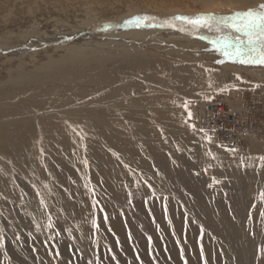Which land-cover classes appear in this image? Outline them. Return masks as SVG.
Listing matches in <instances>:
<instances>
[{"label": "bare ground", "instance_id": "obj_1", "mask_svg": "<svg viewBox=\"0 0 264 264\" xmlns=\"http://www.w3.org/2000/svg\"><path fill=\"white\" fill-rule=\"evenodd\" d=\"M215 1L0 0V62L10 69L11 66L19 67L17 76L10 80H4L0 71V117H15L20 113L30 115L23 121L0 125V148L7 160L10 159L7 151L15 150L22 161L20 172L40 185L28 203L34 217L47 224L48 214L44 205L55 201L57 206L53 210L57 221L82 250L89 251L90 248L88 227L92 221L93 204L90 189L97 179V174L90 169L89 154L97 158L98 170L110 178L115 190L121 191L124 181H138V169H145L151 178H158L164 184L170 181L169 174L176 162L183 166L189 164L178 150L188 144V137L199 145L201 136L206 135L227 148L219 141L220 136L211 135L203 126L205 119L211 117V107L223 97L206 103L201 99L198 115L193 120L198 130L187 133L180 127L183 112L178 105L179 98L173 93L187 94L192 86L207 87V84L210 87L205 90L212 89L214 85L222 88L225 83L235 82L231 72L226 69L212 73L198 65L180 61L155 70L146 65L151 55L148 51L152 47L159 48L164 42L169 45L164 49L175 52L181 59H192V53L212 60L225 58L212 43L218 36L216 32L206 31L204 37H198L195 32L189 33L190 30L177 33L157 29L154 25H167L166 21L177 15L191 17L212 10L227 15L264 3V0H221L226 3L221 9L214 6ZM101 9L115 10L116 16L122 20L112 25L94 24L104 17ZM111 11L109 13L112 14ZM134 12H145L153 19L142 27L126 23L124 17ZM45 20L50 24L72 25L76 29L62 32L63 35L55 38H46L41 35L39 27ZM49 47L55 48L50 51ZM223 65L243 66L232 61ZM49 83L53 84L51 91L58 100V108L44 112L41 94L33 97L24 94ZM260 91L264 96V87ZM228 102L232 104L231 112L235 115L243 112L255 114L259 109L258 106L257 109L246 108L249 97L241 103ZM20 128L30 131V135L8 138V133H18ZM48 137L52 144L44 150L41 144ZM243 139H246L244 146L254 138L236 135L234 142L238 145ZM20 140L36 159L31 168L25 166V154L18 144ZM238 148L241 147L234 149ZM242 157L229 160V165L235 163L240 166ZM249 157L251 170L258 172L256 179L259 181L248 192L262 194L264 167L260 160L254 161V155ZM56 159L58 166L54 165ZM123 160L128 164L123 165ZM155 171L159 172L158 176ZM63 180L68 181L78 193L74 199L57 190L56 186ZM255 196L264 200L262 195ZM247 202V196L233 198L239 216L246 215ZM198 206L199 224L232 246L236 243L238 247H232L233 256L239 258L240 264L246 259L256 263L255 245L241 236L244 222L229 220L220 205L217 210L208 203L199 202ZM76 207L85 215V224L81 228L74 227Z\"/></svg>", "mask_w": 264, "mask_h": 264}, {"label": "rangeland", "instance_id": "obj_2", "mask_svg": "<svg viewBox=\"0 0 264 264\" xmlns=\"http://www.w3.org/2000/svg\"><path fill=\"white\" fill-rule=\"evenodd\" d=\"M225 4L221 0L214 2V6L221 9H224ZM101 10L104 17L94 24L112 25L122 20L116 16L118 13L115 10ZM216 13L219 11L216 10ZM129 14L124 19L149 15L145 12ZM39 27L41 35L46 38H55L63 35L62 32L76 29L72 25L50 24L46 20ZM154 27L177 33H188L187 30H190L189 33L195 32L198 37H204V33L209 31H195L190 25L180 22H177L176 28L158 24ZM166 44L160 43L162 47H152L148 51L151 54L146 63L149 69L155 70L170 62L180 61L187 65H198L212 73L227 69L235 79L234 83H225L222 88L213 84L212 89L205 90L210 87L206 83L207 87L192 86L187 94L173 93L180 100L178 105L183 112L180 127L185 132L198 130L193 120L198 115L200 101L204 100L206 103L216 97L241 103L245 98L254 96L259 108L256 113L264 119V96L260 91L264 87V66H227L223 64L231 60L226 57L212 60L195 53H192V59H181L175 52L164 49L165 46L169 47ZM54 48L48 49L51 51ZM0 67L4 80L15 78L18 74L19 67L11 66L10 69L1 62ZM119 67L122 65L119 64ZM52 85L49 83L38 89H30L24 95L33 97L41 94L43 110L50 112L58 108V100L51 91ZM185 104L188 105L187 108L184 107ZM189 111L192 113L191 118L188 116ZM29 116L28 113H20L15 117H0V125L17 123ZM15 135L25 138L30 135V131L20 128L18 133L10 132L7 136L14 138ZM205 136H201L199 145L188 137V144L178 148L182 159L189 164L183 166L179 161L176 162L174 170L169 174L170 181L166 184L158 178H151L145 169H138V181H124L121 191L115 190L110 178L98 170L97 158L89 154L90 169L97 174L90 189L93 204L92 221L88 227L89 251L82 250L79 243L71 240L66 229L59 224L53 210L57 206L55 201L51 200L44 205L48 214L47 224L34 217L28 203L36 195L40 185L20 172L22 161L15 150L7 151L11 159L7 160L0 148V241L3 242V247H0V264H240L239 258L233 256L232 247L236 249V243L232 246L206 226L199 224V202L211 204L214 210L222 206L229 220L244 222L241 236L255 245L258 257L255 259L256 263L246 259L241 264H264V200L255 196H261L260 192H248L259 181L256 179L258 172L251 170L253 167H250L249 156L254 155L255 161L264 155V126L258 138L251 139L244 143L243 148L234 151ZM127 137L133 140L132 137ZM18 144L25 154V166L31 168L36 159L30 155L24 142L20 140ZM51 144L52 139L48 137L41 147L49 149ZM238 156H243L242 164L237 166L233 163L230 166L229 160H236L235 157ZM121 163L126 165L127 160ZM56 164L59 165L57 159L54 162ZM155 173L159 175L158 171ZM63 181L56 186L57 190L68 193L74 199L78 193L74 192L68 181ZM235 196L248 197L246 215L239 216L236 213L233 205ZM74 213V227L81 228L85 224V215L78 207L74 209ZM105 215L107 220L104 219ZM94 220L99 225L98 230L93 225Z\"/></svg>", "mask_w": 264, "mask_h": 264}, {"label": "snow or ice", "instance_id": "obj_3", "mask_svg": "<svg viewBox=\"0 0 264 264\" xmlns=\"http://www.w3.org/2000/svg\"><path fill=\"white\" fill-rule=\"evenodd\" d=\"M152 19L153 17L147 15H137L126 23L142 27ZM177 22L190 25L195 31L207 29L216 32L218 36L212 43L228 60L241 65L264 66V3L249 7L247 10L234 11L228 15L202 12L191 17L177 15L166 21L172 28L177 27ZM184 107L187 108L188 105L185 104ZM188 116L189 118L192 116L190 111ZM259 159L262 162L261 166L264 167V156ZM261 195L264 197V193ZM104 219L107 220L106 215ZM93 225L98 230L99 225L95 220ZM51 226L50 224L49 227ZM0 247H3L2 241H0Z\"/></svg>", "mask_w": 264, "mask_h": 264}, {"label": "built area", "instance_id": "obj_4", "mask_svg": "<svg viewBox=\"0 0 264 264\" xmlns=\"http://www.w3.org/2000/svg\"><path fill=\"white\" fill-rule=\"evenodd\" d=\"M246 108H256V99L254 96L249 97ZM227 99H220L217 105L211 107V117H207L203 126L209 130L211 135H218L221 137L219 141L227 148L234 149L239 146L243 148V139L238 145L234 142V137L239 135L244 137L247 135L249 138H258L262 127L264 126V119L262 116L253 112H243L242 114L235 115L231 112L232 104H228ZM235 106V105H234ZM228 143V145H227ZM236 145V146H235Z\"/></svg>", "mask_w": 264, "mask_h": 264}]
</instances>
